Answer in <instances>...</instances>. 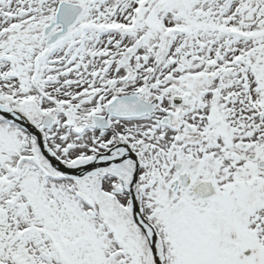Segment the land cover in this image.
<instances>
[{"label": "snow or ice", "instance_id": "snow-or-ice-1", "mask_svg": "<svg viewBox=\"0 0 264 264\" xmlns=\"http://www.w3.org/2000/svg\"><path fill=\"white\" fill-rule=\"evenodd\" d=\"M0 264H264V0H0Z\"/></svg>", "mask_w": 264, "mask_h": 264}]
</instances>
